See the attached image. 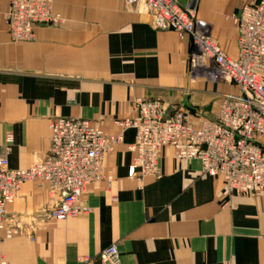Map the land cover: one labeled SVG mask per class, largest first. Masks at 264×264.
Wrapping results in <instances>:
<instances>
[{"label":"crops","instance_id":"crops-1","mask_svg":"<svg viewBox=\"0 0 264 264\" xmlns=\"http://www.w3.org/2000/svg\"><path fill=\"white\" fill-rule=\"evenodd\" d=\"M176 1L191 6L223 52L238 60L235 17L263 0ZM8 8L2 0L0 160L12 170L50 153L57 116L120 134L122 122L137 119L139 101H160L167 118L182 111L199 124L214 120L200 111L213 113L216 99L239 95L222 81L193 82L190 38L157 30L125 0H54L64 24L39 26L35 41L18 44L8 32ZM135 138L134 130L124 131L123 144L105 161V179L88 188L87 216L51 219L47 186L24 184L8 218L10 228L28 232L4 234L0 264H100L112 245L122 264H264V192L230 196L222 178L205 175L198 160H177L171 147L162 151V177L140 181L131 174L128 149Z\"/></svg>","mask_w":264,"mask_h":264},{"label":"built area","instance_id":"built-area-1","mask_svg":"<svg viewBox=\"0 0 264 264\" xmlns=\"http://www.w3.org/2000/svg\"><path fill=\"white\" fill-rule=\"evenodd\" d=\"M8 1L5 18L14 44L35 41L41 25L58 27L64 23L54 11V0ZM125 3L136 13L149 16L157 30L190 38L193 78L234 85L239 95L224 97L216 118L199 124L192 123L182 111L167 118V109L160 101H139L137 119L122 122L120 134L105 132L90 121L54 117L50 122L51 150L45 158L23 170H12L7 159L0 160V240L4 234L11 238L27 231L10 228L8 218L9 208L26 183L47 186L51 219L65 221L89 215L91 209L82 198L92 184L105 179V161L123 144L124 131L130 129L136 132L135 142L128 148L133 155L131 174L140 181L162 177V151L171 147L177 160H198L205 175L222 178L230 196L264 192V148L260 144L264 138V0L244 6L235 17L240 33L238 60L228 57L209 26L176 0ZM99 262L122 264L118 246L104 250Z\"/></svg>","mask_w":264,"mask_h":264},{"label":"rangeland","instance_id":"rangeland-1","mask_svg":"<svg viewBox=\"0 0 264 264\" xmlns=\"http://www.w3.org/2000/svg\"><path fill=\"white\" fill-rule=\"evenodd\" d=\"M7 23V22H6ZM64 24V23H63ZM62 24V25H63ZM42 26V25H41ZM47 26V25H46ZM61 26V25H60ZM49 27H51V26H49ZM59 27V26H58ZM11 39V38H10ZM24 43V42H23ZM189 70H190V66H189ZM190 78H191V80L193 81V82H196L197 80H198V78L199 77H197V78H193L192 77V73H191V71H190ZM219 103H220V100L219 99H216L215 101H214V103H213V108H215V111L213 112V113H210L209 111H205L204 112V110H202V111H200V115L203 117V118H205V117H207V119H215L216 118V116H217V113H218V108H219ZM206 113V115H204ZM208 113V114H207ZM187 114V113H186ZM188 116H189V114H187ZM195 116V115H194ZM201 116H195V118H197V117H200L201 118ZM200 118H197V119H200ZM206 119V118H205ZM264 148V147H263Z\"/></svg>","mask_w":264,"mask_h":264},{"label":"water","instance_id":"water-1","mask_svg":"<svg viewBox=\"0 0 264 264\" xmlns=\"http://www.w3.org/2000/svg\"><path fill=\"white\" fill-rule=\"evenodd\" d=\"M187 8L192 9L191 6H188Z\"/></svg>","mask_w":264,"mask_h":264}]
</instances>
